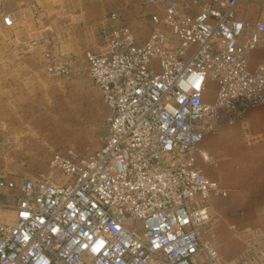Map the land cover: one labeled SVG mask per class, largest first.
<instances>
[{
    "label": "built area",
    "instance_id": "2783aa9c",
    "mask_svg": "<svg viewBox=\"0 0 264 264\" xmlns=\"http://www.w3.org/2000/svg\"><path fill=\"white\" fill-rule=\"evenodd\" d=\"M244 3L261 14L248 18ZM140 12L145 36L104 30V49L84 54L109 111L101 148L0 177V214L8 194L16 212L0 220V264H244L221 261L206 238L211 202L227 192L205 173L202 144L264 107V0H144Z\"/></svg>",
    "mask_w": 264,
    "mask_h": 264
},
{
    "label": "rangeland",
    "instance_id": "374dc122",
    "mask_svg": "<svg viewBox=\"0 0 264 264\" xmlns=\"http://www.w3.org/2000/svg\"><path fill=\"white\" fill-rule=\"evenodd\" d=\"M51 1L58 7L69 1L81 3ZM84 1L89 6L90 0ZM47 3L0 0V177L47 171L56 151L90 154L101 148L108 135L109 111L84 61L89 39L102 46L101 28L94 36L89 32L90 18L100 20L102 10H52ZM249 4L244 3L242 12L255 19L261 11L257 3ZM7 17L11 25L6 24ZM48 53L52 58H47ZM262 55L258 49L252 60ZM59 66L66 72L49 69ZM207 88L205 100L212 101L216 86L209 83ZM216 220L220 218L214 216L204 232L221 261L264 264L263 219L262 227L257 219L229 218L219 227Z\"/></svg>",
    "mask_w": 264,
    "mask_h": 264
},
{
    "label": "crops",
    "instance_id": "0c3cea01",
    "mask_svg": "<svg viewBox=\"0 0 264 264\" xmlns=\"http://www.w3.org/2000/svg\"><path fill=\"white\" fill-rule=\"evenodd\" d=\"M80 2V5H77L76 2L69 1L64 7H58L55 1L48 0L46 7L52 10L101 9L100 20L95 17L89 20L91 26L89 32L92 36L99 33V27L102 32L124 25L130 26L139 36L147 34L148 29L140 12L144 0H101V5H99L100 0H90L89 6L84 0ZM87 30L88 28L83 33L86 34ZM91 40H88L90 43L84 52L88 50L101 52L104 49L103 40L100 41L102 46H97V42L94 43ZM202 145L210 155L209 162L203 165L205 173L216 179L221 188L227 192L226 197L216 196L211 202L213 217L220 218V221L216 220L217 226L223 225L226 219L239 218L257 219V226L262 227L264 220V107L250 109L235 125L223 126L217 132L207 135ZM8 195V206L0 214V220L5 224L13 225L16 223L14 198ZM254 222L255 220L249 223L246 221L243 224L247 226Z\"/></svg>",
    "mask_w": 264,
    "mask_h": 264
}]
</instances>
